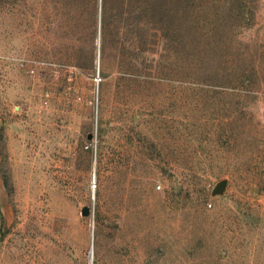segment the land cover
Masks as SVG:
<instances>
[{
  "label": "rangeland",
  "instance_id": "obj_1",
  "mask_svg": "<svg viewBox=\"0 0 264 264\" xmlns=\"http://www.w3.org/2000/svg\"><path fill=\"white\" fill-rule=\"evenodd\" d=\"M0 123V264H264V0H0Z\"/></svg>",
  "mask_w": 264,
  "mask_h": 264
},
{
  "label": "water",
  "instance_id": "obj_2",
  "mask_svg": "<svg viewBox=\"0 0 264 264\" xmlns=\"http://www.w3.org/2000/svg\"><path fill=\"white\" fill-rule=\"evenodd\" d=\"M88 138L91 139V134L88 135ZM89 211H90L89 207L84 206L82 207L80 212H81V215L86 216L89 214Z\"/></svg>",
  "mask_w": 264,
  "mask_h": 264
},
{
  "label": "crops",
  "instance_id": "obj_3",
  "mask_svg": "<svg viewBox=\"0 0 264 264\" xmlns=\"http://www.w3.org/2000/svg\"><path fill=\"white\" fill-rule=\"evenodd\" d=\"M2 194H3V190H2V183H1V180H0V203H1V200H2Z\"/></svg>",
  "mask_w": 264,
  "mask_h": 264
},
{
  "label": "built area",
  "instance_id": "obj_4",
  "mask_svg": "<svg viewBox=\"0 0 264 264\" xmlns=\"http://www.w3.org/2000/svg\"><path fill=\"white\" fill-rule=\"evenodd\" d=\"M94 188V187H93ZM209 206H210V204H209Z\"/></svg>",
  "mask_w": 264,
  "mask_h": 264
}]
</instances>
